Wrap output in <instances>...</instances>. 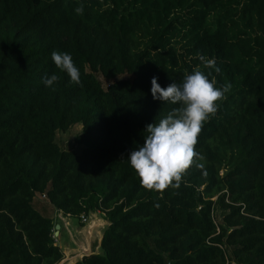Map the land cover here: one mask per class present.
<instances>
[{
	"label": "trees",
	"instance_id": "16d2710c",
	"mask_svg": "<svg viewBox=\"0 0 264 264\" xmlns=\"http://www.w3.org/2000/svg\"><path fill=\"white\" fill-rule=\"evenodd\" d=\"M53 51L71 54L80 84ZM200 56L231 86L178 187L147 190L127 155L176 107L150 79L207 74ZM75 124L80 151L61 149L56 131ZM37 194L107 221L100 250L74 264H264V0H0V264L63 259Z\"/></svg>",
	"mask_w": 264,
	"mask_h": 264
},
{
	"label": "clouds",
	"instance_id": "9594fccd",
	"mask_svg": "<svg viewBox=\"0 0 264 264\" xmlns=\"http://www.w3.org/2000/svg\"><path fill=\"white\" fill-rule=\"evenodd\" d=\"M83 12V5L74 9ZM203 68L184 75L180 83L171 82L161 87L157 78L150 79L149 92L154 100L167 102L176 107L155 123L145 126L144 142L127 155L130 167L147 190H164L168 186L178 187L182 174L193 164L199 154L195 151L197 137L203 124L214 115L218 102L222 101L230 84L216 87L209 79L212 71L220 69L213 59L200 56ZM57 69L64 72L72 83L80 84V71L67 52L51 53ZM45 87L52 88L58 80L53 73L42 77Z\"/></svg>",
	"mask_w": 264,
	"mask_h": 264
},
{
	"label": "rangeland",
	"instance_id": "374dc122",
	"mask_svg": "<svg viewBox=\"0 0 264 264\" xmlns=\"http://www.w3.org/2000/svg\"><path fill=\"white\" fill-rule=\"evenodd\" d=\"M97 77L99 81L102 82L103 86H105V82L102 79V77L100 75H97ZM80 131H81L80 124L72 125L64 131H56L55 142L61 149H72L75 151H80L81 146L76 144L74 140L75 136ZM38 195L39 194H37L36 196ZM34 205H35V208H38V209L40 208V211H41L40 213L43 216L51 217L54 220L55 224L58 222L59 217L56 214L58 212H55L56 210L54 209L53 206L50 207L49 202L43 195H41V197L34 198ZM90 213L88 214V216H86L85 222H83L81 218H74V217L67 216V220L63 223V226H62L63 228L57 231L54 229L53 231L54 241L63 252V259L57 264H71L73 259L82 257L84 254L91 253V252H88V253H83L81 255L83 251L81 253L80 251L84 250L86 252V251L92 250V243L94 241L95 233L97 232V234L99 235L102 229H104V227L106 226L107 221L103 219L101 215L98 216L97 214H95L97 216L95 217L94 215H91ZM93 220L95 221L97 220L99 223H101V225L96 229L97 231L95 233L93 232L91 234V237H87L86 236L87 232L85 229L90 224L94 223ZM59 222L62 223L61 220H59ZM83 242L84 244H82ZM88 242H89L88 247L83 249L82 246L83 245L86 246ZM75 260L77 261V259ZM74 262L72 264H74Z\"/></svg>",
	"mask_w": 264,
	"mask_h": 264
},
{
	"label": "crops",
	"instance_id": "0c3cea01",
	"mask_svg": "<svg viewBox=\"0 0 264 264\" xmlns=\"http://www.w3.org/2000/svg\"><path fill=\"white\" fill-rule=\"evenodd\" d=\"M36 197H41V195H38V196H36ZM44 199V198H43ZM38 205V204H37ZM49 205H50V207L52 206L50 203H49ZM38 209V208H37ZM39 211H40V208L38 209ZM41 212V211H40ZM55 212H58V213H56L57 215H58V217H59V220H61V222L62 223H60L59 222V220H58V222L56 223V224H58L59 225V229H62L63 227V223L67 220V215H63L60 211H55ZM91 215H94L95 217H97L95 214H97L98 216L99 215H101L102 216V218L104 219V217H103V215L101 214V213H99L98 211H95V212H92V213H90ZM88 216V215H87ZM69 217V216H68ZM96 219H98V218H96ZM93 222L95 223H98V221L96 220H93ZM107 225V224H106ZM58 229V230H59ZM102 231H103V229H102ZM102 231L99 233V235L97 234V233H95V236H94V241H93V243H92V250H90V251H84V250H81L80 251V253H81V255L83 254V253H88V252H98L99 250H100V247H99V244H100V240H101V234H102ZM98 237V238H97ZM82 244H84V242L82 243ZM88 245H89V242H88V244L85 246V245H83L82 246V248L83 249H85L86 247H88ZM79 253V252H78ZM72 255V254H71ZM81 257H79V258H75V259H77V260H79ZM75 259H73L72 260V262H71V264L74 262V261H76ZM66 260H67V258H66Z\"/></svg>",
	"mask_w": 264,
	"mask_h": 264
},
{
	"label": "bare ground",
	"instance_id": "6f19581e",
	"mask_svg": "<svg viewBox=\"0 0 264 264\" xmlns=\"http://www.w3.org/2000/svg\"><path fill=\"white\" fill-rule=\"evenodd\" d=\"M101 225V223H93V224H90L85 230H86V236L87 237H91V234L94 232H96L97 228ZM97 233V232H96ZM70 254V253H69Z\"/></svg>",
	"mask_w": 264,
	"mask_h": 264
},
{
	"label": "built area",
	"instance_id": "2783aa9c",
	"mask_svg": "<svg viewBox=\"0 0 264 264\" xmlns=\"http://www.w3.org/2000/svg\"><path fill=\"white\" fill-rule=\"evenodd\" d=\"M80 218H81V220H82L83 222H85V220H86V219H85L86 216L81 215Z\"/></svg>",
	"mask_w": 264,
	"mask_h": 264
},
{
	"label": "water",
	"instance_id": "95a60500",
	"mask_svg": "<svg viewBox=\"0 0 264 264\" xmlns=\"http://www.w3.org/2000/svg\"><path fill=\"white\" fill-rule=\"evenodd\" d=\"M58 229H59V225L56 224V225H55V230L57 231Z\"/></svg>",
	"mask_w": 264,
	"mask_h": 264
}]
</instances>
